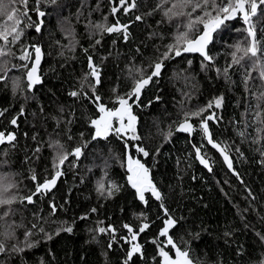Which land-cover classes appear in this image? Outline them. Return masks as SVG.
Listing matches in <instances>:
<instances>
[{"label": "trees", "instance_id": "obj_1", "mask_svg": "<svg viewBox=\"0 0 264 264\" xmlns=\"http://www.w3.org/2000/svg\"><path fill=\"white\" fill-rule=\"evenodd\" d=\"M110 1L28 0L23 34L7 46L9 54L0 56V77H4L0 79V111L4 112L0 131L16 135L13 143L0 144V177L16 185L13 194L30 195L35 183L56 171L53 160L59 152L82 149L79 157L70 155L62 165L63 175L51 192L34 196L32 203L18 200L12 205L14 212L8 221L19 227L16 239L6 243L23 247L24 233L31 230L29 242L34 246L0 254V264H124L130 245L123 239L129 235L123 225L135 230L142 222L150 225L139 235L143 255L133 256L129 264H157L161 259L152 242L164 240L159 236L165 217L161 202L150 193L145 194L146 204L138 199L126 180L124 140L115 134L93 140L90 120L98 115L96 106L85 96L72 97L70 93L91 94L88 85L92 78L84 80L90 55L100 72L96 93L106 105L114 106L117 95L130 91L139 70L150 74L149 66L174 42L177 32L184 30L188 18L164 15L175 0H136L135 9L116 13V19L128 25L125 40L122 33L101 32L94 27L112 25ZM16 7L24 10L19 3ZM37 8L44 12L41 19ZM181 10L191 8L174 9ZM197 14L199 10L193 15ZM136 16L143 19L138 21ZM240 18L237 15L226 21L213 33L208 48L211 62L191 53L165 60L160 75L145 86L139 105L133 106L141 140L130 144H139L149 155L144 157L134 148L129 151L150 169L168 213L177 220L170 235L181 249L189 251L194 264H264V164L260 163L264 159L260 151L264 149V124L255 118L258 103L264 110V101L256 99L264 92V81L251 68L249 58L233 65L227 78L223 72L231 64L234 46H243L247 36V26ZM5 19L0 16V24ZM254 22L258 38L264 40V14ZM36 23H40L39 32L28 26ZM201 29L198 25L192 34ZM30 46H39L43 53L40 83L31 89L27 70L34 48ZM25 49L32 53L28 60L21 59ZM246 71L252 73L247 89ZM216 97L223 98L220 116L210 130L213 138L229 146L238 175L232 174L216 154L211 171H207L194 158L187 135L176 131L186 112L205 107ZM13 117H17L16 125L10 123ZM258 128L262 130L257 132ZM169 132L171 136L166 138ZM192 140L199 144L197 133ZM33 174L36 181L31 179ZM109 181L115 182L119 191L101 196L98 184L103 182L107 187ZM51 204H55V212ZM3 224L0 221V240L4 239ZM109 226L115 229L114 234L98 231ZM68 227L71 232L66 231Z\"/></svg>", "mask_w": 264, "mask_h": 264}, {"label": "snow or ice", "instance_id": "obj_2", "mask_svg": "<svg viewBox=\"0 0 264 264\" xmlns=\"http://www.w3.org/2000/svg\"><path fill=\"white\" fill-rule=\"evenodd\" d=\"M55 2V0H53ZM19 3L24 6V10L21 11L16 4ZM28 0H0V16L6 17L3 24H0V56H5L8 53L7 46L9 44H15L20 40L23 34V20L28 17L27 9ZM137 7L136 0H118V6L114 3L111 12L115 15L117 12L123 10V12L128 13L130 10ZM160 5H157L159 8ZM191 8V11L185 12L174 11V9H186ZM199 10L200 14L193 15ZM39 16H44L43 12L36 9ZM151 14V13H149ZM264 14V0H175L171 7L167 8L164 12L165 16L171 18L172 16H187V23L183 26V31H178L174 37V42L166 46V50L160 54V58L153 62L150 68V74L145 75L144 71L139 70V78L133 77V84L129 92L124 95H117L114 101V106L109 107L106 105L102 97L96 93V85L100 83V72L98 66L93 63L92 56H88V68L89 72L85 74L84 80L88 81L89 77L92 78L89 87L91 88V94L84 91H73L70 93L72 97H78L80 95L85 96L96 106L98 115L96 118L90 120V126L94 130L93 140L97 138H104L110 134H115L117 137L124 140L126 149V159H127V181L133 189L136 191L138 199L145 204L147 203L145 194L150 193L157 201H160V208L163 209L166 219L163 220V227L159 230V236L165 237V241H159L154 239L152 242L157 245L158 255L161 258L157 264H194L193 260L190 258V253L188 250H182L180 246L176 244L172 236L169 235L170 229H172L176 224L177 220L174 219L169 213L168 209L163 203L162 193L158 190L156 185L150 178V169L145 166L138 158H133L130 148H134L137 153L142 154L144 157L149 155V152L145 150L144 147L139 144H130V141H139L141 137L137 134L136 123L137 117L133 113V106L139 105L140 96L142 90L147 86L154 77H158L164 66V61L167 59L179 57L182 53H199L205 61L211 62L213 57L208 54V45L213 40V33H215L221 26L225 24L226 21L233 20L237 15H240L247 25L245 31L247 33L246 39L243 42V46L238 43L234 46L235 50L231 53V64L223 69V72L227 78L229 69L233 65H240L245 58L251 60V68L258 71L259 78L264 81V40L259 39L257 36V27L254 22V18L259 15ZM30 19V17H29ZM136 20H142V16H136ZM202 25V29L198 34L193 35L192 33L196 31L197 26ZM34 26L36 31H40V23H36ZM101 32L107 33H122L125 40L128 39V25L120 24L119 20L116 23L107 26L104 24H97L94 26ZM264 33V29H261ZM97 44L100 43L99 40L96 41ZM34 48V61L30 68L27 70V81L28 88L31 89L35 84L40 83V76L38 74V68L41 61V48L39 46H30ZM87 52V49H85ZM240 53V55H238ZM32 56V53L27 49L21 57L23 60H28ZM191 64V61L188 62ZM27 68V65H24ZM219 72L220 70L217 69ZM4 77H0L3 79ZM252 79L251 71H246L244 77L245 88L247 89L249 80ZM85 85L81 84V89ZM115 91V90H114ZM222 97L214 98L213 101L196 111L186 112L184 114V119L177 126V131L191 134L195 131L194 125L191 123L192 118H199V129L203 134L204 139L207 143L211 145L212 148L216 149L223 157V160L229 169H233V161L229 155V146L222 143H218L213 139L212 133L209 129V121L218 119L214 112H209L210 109L220 108L222 104ZM257 101H264V92H261L259 96L256 97ZM257 111L255 112V118L261 124H264V110L260 108V104H257ZM6 111V110H4ZM24 109L21 108L20 115L23 114ZM205 113H208L205 115ZM4 115L3 111H0V116ZM12 125L17 124V117H13L10 121ZM262 129L258 128L257 132ZM129 133L131 135L129 136ZM242 137L245 135L244 132L239 133ZM83 136V133H81ZM171 136V132L168 133V137ZM127 137V139H125ZM16 140V135L13 132L0 131V144L13 143ZM258 142L257 140L253 141ZM62 147V146H61ZM201 147L193 145L195 150V155L199 162L211 171L209 160L205 158L202 154ZM39 151V149H37ZM237 151H239L237 149ZM261 155L264 156V149H260ZM81 147H76L72 152H59L57 157L53 160V168L56 169L54 174L50 178H45L43 183H36L35 192L31 193L26 197H17L13 194L12 190L16 187L14 183L7 180L6 177H0V221H4L3 233L4 239L0 240V254L4 253H19L23 252L26 247H33L34 245L29 242V237L31 236V230L24 233L23 247L19 243H13L11 247L6 243L7 240H14L15 229L19 227L14 221L9 222L8 218L13 214L14 210L12 205L18 200L23 203L25 200L28 203L33 202V197L37 194L48 192L57 183V179L63 175L60 170L61 166L65 163L70 155L74 157H79L81 155ZM242 155V154H241ZM264 164V159L260 161ZM33 181L37 180L35 174L31 177ZM119 191V186L112 181L108 182L107 187L103 182L98 184L97 191L101 196H112L113 191ZM53 212L56 210L55 204L51 205ZM95 211V209H92ZM145 220L144 214H140ZM148 223H142L138 230H134L129 224H124L123 228L127 229L128 236L123 239L127 244L130 245L127 251V258L124 264H129L135 255H143V246L139 243L138 237L140 233L144 232L149 228ZM35 227V225H33ZM66 231L71 232L72 228H66ZM100 233H105L111 231L115 233V229L109 226L108 228L100 227L98 229ZM228 235V233H226ZM259 235V233H258ZM50 238V237H49ZM113 239L115 236L113 235ZM264 240V236H261ZM165 245L170 246L174 250L175 256L170 255V252L165 250ZM111 247V244H109ZM155 259V257L153 258Z\"/></svg>", "mask_w": 264, "mask_h": 264}, {"label": "flooded vegetation", "instance_id": "obj_3", "mask_svg": "<svg viewBox=\"0 0 264 264\" xmlns=\"http://www.w3.org/2000/svg\"><path fill=\"white\" fill-rule=\"evenodd\" d=\"M118 1V0H117ZM111 2V1H110ZM117 3V2H116ZM115 3V4H116ZM113 4H114V2H113ZM112 8V4H111V6H110V9ZM114 17V21L111 23V24H114V23H116V21H117V19H116V14L115 15H113ZM241 19V21L243 20L242 19V17L240 18ZM208 48H209V46H208ZM208 50V49H207ZM191 54H196V55H199V54H197V53H191ZM199 56H201V55H199ZM143 91V90H142ZM216 98H218V97H216ZM214 100V99H213ZM212 100V101H213ZM220 109H221V107L220 108H213V109H210L209 110V112H214L215 114H216V116H217V118H219V116H220ZM208 113H205V115H207ZM196 121H194V120H191L192 121V124L194 125V127H195V131H193L192 132V135L190 136L188 133H185L186 135H187V138H188V141L190 142V144H191V146H192V150H193V156H194V158H195V150H194V148H193V145H196L197 147H200V146H202L201 147V151H202V154H204L205 155V158H207L208 160H209V164H210V167L212 168V157H216V155L222 160V158H221V156L219 155V153L214 149V148H212L211 147V145H209L208 143H207V141H206V139H204V137H203V134H202V132L200 131V129H199V118H196L195 119ZM217 122H218V119H216V120H213V121H209V129H210V127H211V124H213V125H215V124H217ZM211 131V130H210ZM198 134V136H199V144H196L192 139H193V135L194 134ZM216 142H218V140H216L215 138H213ZM219 143V142H218ZM211 154H212V156H211ZM216 154V155H215ZM214 157V158H215ZM133 158H136V156H134ZM197 161V160H196ZM200 165V164H199ZM207 171H209V170H207ZM233 174V173H232ZM235 175H238V174H235ZM128 176V175H127ZM126 180H127V177H126ZM127 183H128V181H127ZM129 184V183H128ZM130 186V185H129ZM130 188L135 192V194H136V191H135V189H133L131 186H130ZM47 194V193H46ZM164 213V212H163ZM167 217L165 216L164 217V219H166ZM140 225H141V223L140 224H138L137 225V227H136V229L135 230H138L139 229V227H140ZM169 234H170V232H169ZM165 237H164V240L163 241H165ZM138 241H139V237H138ZM169 250H168V249ZM165 249H167V251H169L170 252V255H173V258H174V256H175V253H174V250L173 249H171L170 248V246H167V245H165ZM182 250H185V249H182ZM187 250V249H186Z\"/></svg>", "mask_w": 264, "mask_h": 264}, {"label": "water", "instance_id": "obj_4", "mask_svg": "<svg viewBox=\"0 0 264 264\" xmlns=\"http://www.w3.org/2000/svg\"><path fill=\"white\" fill-rule=\"evenodd\" d=\"M111 4H112V6H113V1H111ZM116 5L118 6V1H117V3H116ZM41 12H43V11H41ZM44 13V12H43ZM39 16V15H38ZM39 18L41 19V16H39ZM121 24V23H120ZM209 46V45H208ZM41 53H42V50H41ZM183 54V53H182ZM197 54H199V53H197ZM200 55V54H199ZM34 57H35V53H34V55H33V59H32V61H31V65H32V63H33V61H34ZM42 60H43V53H42V56H41V61H40V65H39V68H38V74H39V70H40V66H41V63H42ZM31 65H30V67H31ZM87 67H88V60H87ZM182 122V121H181ZM180 123V122H179ZM178 123V124H179ZM192 123V122H191ZM178 126V125H177ZM177 126H176V129H177ZM177 131V130H176ZM178 132H180V131H178ZM182 133H184V132H182ZM189 134V133H188ZM190 136L192 135V133L191 134H189ZM216 150V149H215ZM217 151V150H216ZM218 152V151H217ZM219 153V152H218ZM219 155L221 156V158H222V161L224 162V160H223V157H222V155L219 153ZM230 155V154H229ZM195 159L197 160V162L202 166V167H204L205 169H207L208 170V168H206L204 165H202L200 162H199V160L197 159V157H196V155H195ZM207 159V158H206ZM224 164H225V162H224ZM225 166L227 167V165L225 164ZM228 168V167H227ZM229 169V168H228ZM60 170L62 171V166H61V168H60ZM231 172H235L234 170H232V169H229ZM54 174V173H53ZM61 177V176H60ZM59 177V178H60ZM50 178V177H49ZM59 178L57 179V183H58V181H59ZM44 181V180H43ZM43 181H41L40 183H43ZM57 183H56V185H57ZM56 185H55V187H56ZM130 185V184H129ZM131 186V185H130ZM35 187H36V183H35ZM35 187H34V190H33V192H35ZM55 187H53L50 191H48V192H51ZM32 192V193H33ZM48 192H43L42 194H46V193H48ZM38 195V194H37ZM52 205V204H51ZM142 223H146V222H142ZM141 223V224H142Z\"/></svg>", "mask_w": 264, "mask_h": 264}, {"label": "bare ground", "instance_id": "obj_5", "mask_svg": "<svg viewBox=\"0 0 264 264\" xmlns=\"http://www.w3.org/2000/svg\"><path fill=\"white\" fill-rule=\"evenodd\" d=\"M111 1H112V0H111ZM39 22H40V21H39ZM246 26H247V25H246ZM185 54H186V53H185ZM33 55H34V53H33ZM32 59H33V58H32ZM87 68H88V67H87ZM191 122H192V121H191ZM230 156H231V155H230ZM223 163H224V162H223ZM224 165H225V164H224ZM226 168H227V167H226ZM227 169H228V168H227ZM233 169H234V167H233ZM228 170H229V169H228ZM229 171H230V170H229ZM234 171H235V172H231V171H230V172L233 173V174H238L237 171H236L235 169H234ZM169 235H170V234H169Z\"/></svg>", "mask_w": 264, "mask_h": 264}]
</instances>
